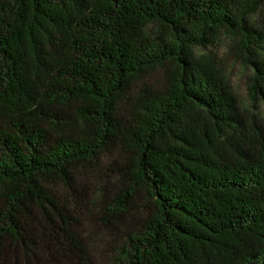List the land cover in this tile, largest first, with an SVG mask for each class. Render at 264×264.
I'll return each instance as SVG.
<instances>
[{
	"label": "trees",
	"instance_id": "16d2710c",
	"mask_svg": "<svg viewBox=\"0 0 264 264\" xmlns=\"http://www.w3.org/2000/svg\"><path fill=\"white\" fill-rule=\"evenodd\" d=\"M262 1L0 0V264H264V122L196 52L238 36L264 101Z\"/></svg>",
	"mask_w": 264,
	"mask_h": 264
},
{
	"label": "rangeland",
	"instance_id": "374dc122",
	"mask_svg": "<svg viewBox=\"0 0 264 264\" xmlns=\"http://www.w3.org/2000/svg\"><path fill=\"white\" fill-rule=\"evenodd\" d=\"M253 22H256L264 29V0L258 11L252 17ZM239 37L232 35L225 30H221L213 43L207 47L201 46L196 48L198 54L215 52L219 64L226 76L231 80L234 92L239 100V104L243 109L254 113L264 122V101L254 99L250 96L248 89V80L253 71V65L247 63L239 54L236 43ZM148 81L157 84V74L148 77ZM101 168L86 169L84 172L76 174V189L74 190V198L84 199L85 194L93 186L94 180L101 172ZM115 183V179H112ZM81 203L78 209H71L74 225L71 230H74L78 240L85 241L83 236H90L93 240L100 239L106 233L105 215L101 208H93L87 211L85 203ZM83 205V207H82ZM94 264H108V260L103 256H90Z\"/></svg>",
	"mask_w": 264,
	"mask_h": 264
}]
</instances>
